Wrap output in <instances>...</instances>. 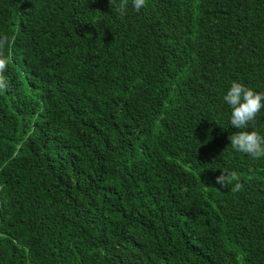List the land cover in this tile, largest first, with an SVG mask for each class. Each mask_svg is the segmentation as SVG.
I'll return each mask as SVG.
<instances>
[{"label":"trees","instance_id":"16d2710c","mask_svg":"<svg viewBox=\"0 0 264 264\" xmlns=\"http://www.w3.org/2000/svg\"><path fill=\"white\" fill-rule=\"evenodd\" d=\"M4 37L0 264H264V158L223 100L264 92V0H0Z\"/></svg>","mask_w":264,"mask_h":264},{"label":"clouds","instance_id":"9594fccd","mask_svg":"<svg viewBox=\"0 0 264 264\" xmlns=\"http://www.w3.org/2000/svg\"><path fill=\"white\" fill-rule=\"evenodd\" d=\"M131 2L133 9L139 12L146 6L147 0H131ZM109 4L114 6L115 11L123 17L128 10L129 0H109ZM7 39V37L0 39V49L4 47ZM9 59L0 52V91L8 88L4 72L8 67ZM223 100L231 109V125L238 129L230 136L232 148L253 159L264 158V135L254 130L256 117L264 109V92L256 91L241 82L232 81ZM250 128L252 130H249ZM216 183L221 187L231 186L232 192H239L243 188L236 171L222 170L216 177Z\"/></svg>","mask_w":264,"mask_h":264}]
</instances>
